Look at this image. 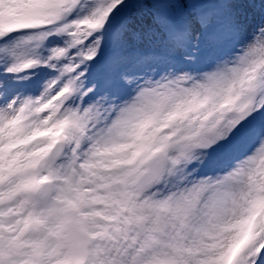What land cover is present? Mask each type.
Returning <instances> with one entry per match:
<instances>
[{"label":"rangeland","instance_id":"374dc122","mask_svg":"<svg viewBox=\"0 0 264 264\" xmlns=\"http://www.w3.org/2000/svg\"><path fill=\"white\" fill-rule=\"evenodd\" d=\"M90 1L96 5L86 8L91 12L86 16L79 4ZM113 1L121 3L115 37L107 34L103 24L92 28L93 23H101ZM10 2L0 0V30L11 27L13 31L18 23L28 29L2 39L0 51L27 48L30 54L5 53L0 57L5 60L1 69L9 75L8 84H20L26 75L34 74L35 80L27 87L15 86L22 99L15 115L5 120L15 125L0 126V157L8 151L0 167V264L10 259L13 264H68L70 259L78 264H202L211 245L216 252L217 248L222 250L219 253L226 251L241 237L248 212L264 203L260 150L264 146V0H41V9L59 3L63 14L36 33L31 28L35 21L31 9L14 10ZM194 10L200 13V21L188 31H196L199 37L169 41L168 22L183 26ZM236 20L242 23L240 29L232 28ZM102 28L110 44L100 47L101 36L96 38L99 54L88 63L94 75L85 95L89 105L97 106L92 134L98 148L83 152L76 135H50L43 145V159L33 171L39 189L24 194L34 150L40 152L37 143H29V136L42 135L46 124L60 123L62 128L60 121L70 120L69 108L58 111V102L40 116L38 104L44 100L27 97L28 93L46 82L56 83L50 95L62 87L65 66H70L68 70L73 61L78 65L79 54L89 53L85 45ZM73 39L83 44L82 51L64 62ZM181 43L186 46H178ZM33 51L45 56V66L41 65L43 57L37 59ZM155 53L177 54L195 65L192 73L181 61L173 65L176 74L170 78L186 81L181 94L169 95L168 76L149 86L144 74L137 75V69H148L139 66L144 61L155 70H164L155 63ZM32 58L38 62L37 69L22 76L13 74L16 65ZM95 58L100 60L98 65L92 63L93 59L97 62ZM124 65L129 71L122 74L126 80H119L117 74ZM137 86L152 91L144 94L140 106L124 107L120 100H126ZM246 105L252 106V112L241 125L238 141L233 142L231 127ZM117 112L120 117L113 118L111 114ZM21 116L26 119L23 125L18 122ZM251 137L260 140L259 145L240 161V151L247 149ZM56 138L63 141L64 149L53 157L48 147ZM134 141L137 149L130 151L127 146ZM19 144H23L21 150L11 149ZM151 156L159 159L161 178L148 187L144 176ZM239 163L235 173L227 174ZM63 196L65 207L59 203ZM219 202L227 203L225 210ZM233 203L242 205L243 211L228 233ZM13 215L17 217H9ZM15 219L19 220L12 227ZM47 220L50 225L45 226ZM22 223L37 227L23 239ZM254 225L235 264H264V258L257 261L264 249V207ZM13 247L20 253L12 260Z\"/></svg>","mask_w":264,"mask_h":264},{"label":"bare ground","instance_id":"6f19581e","mask_svg":"<svg viewBox=\"0 0 264 264\" xmlns=\"http://www.w3.org/2000/svg\"><path fill=\"white\" fill-rule=\"evenodd\" d=\"M238 2L244 1V0H237ZM10 6L11 9L14 10H18V11H23L25 12L26 7L28 6L31 11L33 12V17L35 19L34 21V26H32V30L35 31L33 33H36L37 31H41L43 30V28H46L45 26H49L52 24H55L54 22H50L48 24H45L44 26H39L40 28H38V24H42L44 22H48V18H47V14L51 11L52 13H58V9L56 8L55 10H52L50 8L48 9H41L40 7H42V3L41 0H11L10 2ZM89 4V5H88ZM88 4L86 3H80L79 4V9H83L84 14L87 13L91 15V12L89 10H87L86 8L88 7H93V4L96 5L95 1H90ZM90 12V13H89ZM98 13V12H97ZM28 15H29V11H28ZM31 15V14H30ZM59 14L56 15V17H58ZM86 16H84L83 18L86 19ZM200 21V13L197 10L193 11V14L190 15L188 18H186L184 20V25H180L179 26V35L180 37H182V40L184 41L185 37L188 39V41H194L196 38L199 37L198 33L196 31H188V28H192L195 29L196 27V22ZM237 22L236 24L233 25V29H240L242 26V23L240 21H235ZM240 23V24H239ZM98 25V23H93L92 24V28H96V26ZM37 26V27H36ZM238 26V28L236 27ZM28 28L23 27L22 30H18L19 32H23L24 30H27ZM13 33H18L13 32ZM33 33L30 34V36L33 38V40L35 39V35L33 36ZM2 37H0V41L4 38H8L7 36H3L0 35ZM100 37V40L102 41V43L100 44V47L103 46L104 42H108L107 40V36L103 34V31H100L98 33H95L93 35V37L91 38V40L85 45L86 50L92 54V55H97L99 54V51L97 49V43H96V38ZM239 36L241 38L245 37V34H239ZM76 43H78V41H76ZM185 43V42H184ZM234 44V43H233ZM83 45V44H82ZM178 46H183L182 48H184V46H186L185 44L183 45V43L179 44ZM68 49H66V51L64 52V59L63 61H72V58L74 57V53L76 54V51L72 48L69 47V45L67 46ZM177 47V45H176ZM83 48V47H82ZM179 48V47H178ZM17 49V48H16ZM81 49V46L80 48ZM9 49H2L0 51V57L4 56L5 53L11 54V53H25V54H30V51L27 50V48H20L17 49L18 52H13L12 50L8 51ZM52 49L49 48L48 49V53L53 52L51 51ZM91 50V52H90ZM42 53L46 54V50H41ZM178 52V50H177ZM33 53L39 55V57H37V59H41L40 58V53L33 51ZM155 55V56H154ZM153 56L155 58V63L158 64L159 66H164V70H160L157 69L155 70L154 68L150 67L147 63L141 62V60L138 59L139 61V66L142 67L146 66L148 67V69L146 71H140L137 69V75L141 76V74H144L143 76H145V78H147L148 84L149 86H152L154 84V80L155 79H164L167 76L169 77V82H171V84H169V95L171 94H181L185 88H186V81L183 80L181 78H170L173 77L176 73L175 70H172L173 65L177 62V64L181 61L182 64L185 63V65L188 68H192L193 70H189L191 73L194 72V70H196L195 65H193V63L190 62V60L186 61L184 60L183 57H181L180 55H175L171 56L166 53L163 54H157L155 53ZM41 57H43V59H41V65L45 66L47 64V60L45 59V56L41 55ZM36 58V57H35ZM83 57H81L82 59ZM5 63L4 61H0V126L4 127L5 125L8 124H13V126L15 125V123L12 122V120L8 123H5V120L7 119L8 115H15L16 111H14L16 109V104L18 101H20L22 99L21 95L19 93H17L15 91V86L17 87V85L19 87H21V85L17 84H8L5 80L8 79L9 75L8 73H6L4 70L1 69V66ZM169 63V64H168ZM184 65V64H183ZM70 67V66H65V71L67 72L66 68ZM42 69H45L43 67H41ZM143 68V67H142ZM163 69V68H161ZM64 71V72H65ZM81 69L74 64L71 65V68L68 69V75H70L73 78V82H69L67 80V76H65V82L62 85V87H59L58 89H56L55 91H53V93H51V95L49 94L50 90H52V87L56 84V83H52V82H46L42 85L41 88H36L33 90V92L31 94H29L27 97L33 98V97H37L38 100L43 99L44 101L39 103L38 106H42L43 109L41 111V115L43 116L46 109L51 108L55 103H57V107L56 109L58 111L63 110V108L68 109L69 108V117L70 120H64V121H60L63 125H62V129H61V124L60 123H56L53 124V128L52 130L49 132V134H54L57 131H60V135L62 137H64L65 135H76L79 139V145L78 148L80 149V151L82 150L83 152H87V153H92L95 152V150L98 148L97 144H95V142L93 141V128H94V124H93V115L95 114V110L97 108L96 104H92L89 105L88 101H86L85 99V95L88 94L89 92V85H88V81L89 78L92 77L94 75V70L90 71V73H83L80 72ZM125 71H129L128 67H126L124 65V67H122V70H120L118 72V76L117 78L120 79H125V77L122 76L123 72ZM129 74V73H127ZM135 78H138L136 76H134ZM60 78V76H59ZM128 79V78H127ZM35 80V78H34ZM37 80V79H36ZM147 84V85H148ZM139 86L135 87L134 93H131L130 95H128L125 99L126 100H120L122 101V105L125 107H129V108H134L136 107L134 105V103H137L138 106H140V101H144L143 97L144 94L146 95L148 92H151L152 90H150L149 88H147V86L142 89V88H138ZM155 91V90H154ZM153 91V93H154ZM156 92V91H155ZM44 97L46 99H44ZM62 104V106H61ZM147 109V107L145 108ZM153 113V112H152ZM60 114V113H59ZM154 114V113H153ZM111 116L113 118L116 117H120V112H117L115 115L111 114ZM153 116V115H152ZM22 122H25V120H21ZM52 120H49L48 122H50ZM12 122V123H11ZM20 122V123H22ZM99 123H101V120H99ZM25 124V123H24ZM23 125V124H22ZM98 127V124H96V128ZM242 129L240 130V134H241ZM48 134V133H47ZM46 134V135H47ZM239 134V137H240ZM47 137H43V138H36V141L41 142L44 139H46ZM260 141V140H259ZM258 139L251 137L250 139H248V145H247V149L246 150H242L241 152V157H240V161H242L245 158L246 153L249 151L250 148H252L254 145H259L258 144ZM156 144V143H153ZM19 150H21L22 145H18ZM123 149H125V147H121ZM120 148V149H121ZM128 149H130V151H133L135 149H137V143L134 141L132 142L130 145L127 146ZM142 150V149H141ZM165 150L163 147L160 149ZM261 150V154L264 155V146L260 147ZM14 151V150H13ZM26 154V152H25ZM8 157V151H5L2 156L0 157V167L3 165L2 162H4L3 160H6ZM135 160L137 159V155L134 156ZM155 159V158H154ZM242 163H239L236 168H233L230 172H228L227 174L232 175L233 173H235L238 170V167H241ZM233 172V173H232ZM226 174V175H227ZM63 195V194H62ZM57 200V198L55 199V201ZM64 196L60 197L59 199V203L60 205L63 207H65V203L64 202ZM218 205H221V208H223V210H225V208L227 207V203H222L219 202ZM230 208L232 209V226L230 228H228L226 230V232L228 231V233H231V229L233 228V226H235V224L238 221V216L239 214L243 211V206L236 203H233L230 205ZM256 212L255 210L249 215V219L250 217H252V215H255ZM10 218H15L17 217L16 215L13 216H9ZM19 219H15L13 220V222H11L10 224L13 225L12 227H14V223L17 222ZM72 221V219H70ZM68 219V221H70ZM50 225V221L47 220L46 225L48 226ZM44 226V225H43ZM42 226V227H43ZM37 227H34V224L32 223H22L20 225V231L22 233V239L25 235L30 234V231L33 229L35 230ZM84 227L80 226L79 229L82 230ZM250 229V224H246L245 225V231ZM27 233V234H26ZM238 245V241L236 244L232 245V247H235ZM232 247H229L231 250ZM243 247V246H242ZM241 247V248H242ZM16 247L11 248V255H13L12 260L14 259V257L20 253V250L15 249ZM240 248V250H241ZM64 249V248H63ZM215 246L211 245L208 249V253H206V255H204L203 259H202V264H216L218 261V258L220 256V252L222 250H219V248H217V252L214 250ZM223 249V248H222ZM219 250V251H218ZM228 252V251H227ZM5 264V263H4ZM8 264H13L11 263V259H10V263Z\"/></svg>","mask_w":264,"mask_h":264},{"label":"water","instance_id":"95a60500","mask_svg":"<svg viewBox=\"0 0 264 264\" xmlns=\"http://www.w3.org/2000/svg\"><path fill=\"white\" fill-rule=\"evenodd\" d=\"M251 112V106H248L246 107L244 110H243V120H245L246 116ZM58 155V151H55L54 153V156H57ZM158 166H159V163L157 160H154L152 162V169L151 171L147 174V183H151L153 182L154 180L157 179L158 177V173H157V170H158Z\"/></svg>","mask_w":264,"mask_h":264}]
</instances>
